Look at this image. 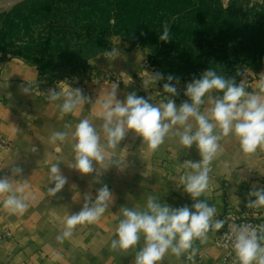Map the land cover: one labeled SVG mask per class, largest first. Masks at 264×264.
Here are the masks:
<instances>
[{
    "label": "crops",
    "instance_id": "1",
    "mask_svg": "<svg viewBox=\"0 0 264 264\" xmlns=\"http://www.w3.org/2000/svg\"><path fill=\"white\" fill-rule=\"evenodd\" d=\"M147 53L145 49L135 48L130 52L119 50L117 57L95 56L94 60L99 61L97 67H91L80 78L52 85L43 83L36 66L21 56L9 54L0 60V140L7 144V147H0V177L14 179V187L27 185L26 193L30 194L28 209L23 214H14L4 208L7 194L0 195V264H134L136 252L144 245L143 237L127 252L111 249L112 240L117 238L115 230L123 218L122 207L145 210L148 196L153 195L158 197V202L173 209L192 208L196 201L184 192L179 181L193 171L183 164L185 161L201 160L195 144L183 149L178 137L168 136L149 156L142 138L129 131L114 150L116 158L125 160L126 167L121 170L112 165L105 170L93 161L97 171L83 175L68 167L74 163L70 138L61 145V154L55 153V145L49 143L53 131H74L75 125L87 118L100 133L101 143L106 144L101 127L103 120L98 115L100 107L94 103L114 84L119 85L116 98L120 101L135 92L139 97L151 98L149 103L156 105L168 99H173L177 107L184 102L190 103L186 90L162 97L155 93L151 83L147 88L140 84L147 78L144 74L147 70L140 66ZM114 78L118 79L117 83L112 82ZM27 85L32 93L24 94L21 86ZM77 88L85 97H90L91 102L73 113L64 114L58 107L63 103V96L57 101L46 99L50 89L66 92ZM253 93L264 95L258 84ZM208 95L210 93L201 105L202 112L211 106L207 102ZM192 123L195 125V121ZM66 124H71L72 128L66 129ZM219 144L220 149L210 165L209 190L199 199H206L210 206L217 208L214 220H225L246 212L248 192L254 187H264V148H258L255 153H243L234 135L224 137ZM56 162L60 163L67 183L52 196L48 188L54 184L48 176L51 164ZM14 167L22 169L19 176L13 175ZM104 185L113 196L106 212L95 223L76 225L71 237L62 243L58 241L57 236L62 235L68 215L81 211L87 194L94 201ZM217 232L209 231L205 243L194 241L193 247L197 249L194 264H231L223 260L222 250L213 243ZM161 264L193 262L188 261L187 253L177 258L169 251Z\"/></svg>",
    "mask_w": 264,
    "mask_h": 264
},
{
    "label": "clouds",
    "instance_id": "2",
    "mask_svg": "<svg viewBox=\"0 0 264 264\" xmlns=\"http://www.w3.org/2000/svg\"><path fill=\"white\" fill-rule=\"evenodd\" d=\"M227 7V4H225ZM159 39L168 42L172 39L171 25L166 20ZM108 55L117 57L119 50L113 48ZM150 80L143 79L145 88L149 83H156L164 79L159 72L150 75ZM131 78V77H130ZM172 75L167 76L168 83L163 84V91L177 94V89L170 82ZM245 82L236 84L233 79H225L213 69L204 71L199 79H194L186 85L185 95L189 102L177 107L173 99L159 105L149 103V99L139 97L135 92L129 93L126 100L116 98L118 84L98 98L99 117L103 120L102 131L107 143H101V135L93 123L85 118L81 119L74 131H53L49 143L55 145L54 152H63L62 144L72 141L74 163L69 168L77 170L83 175L97 171L93 161L100 169H108L112 165L121 170L126 167L125 160L116 158L114 150L131 131L142 138L147 145V155L154 153L168 136L178 137V143L183 149H190L196 145L201 160L185 161L183 164L193 171L180 178L184 192L188 193L196 202L190 209L188 206L173 209L168 204L158 202V197L149 195L146 209L122 207V219L115 230L116 239L111 242L114 251L127 252L135 248L141 237L144 245L135 254L134 264H161L165 254L171 251L177 258L187 253L189 262H193L197 249L194 241L205 243L209 231H219L224 227L225 220L215 219L217 208L210 206L206 199L199 198L209 190V173L211 162L216 157L219 141L226 136L234 135L241 151L246 154L255 153L258 148H264V95L245 91ZM258 88L264 93V73L260 75ZM24 94L32 93L31 88L21 86ZM213 90L223 93L222 96H207L211 105L206 111H201L205 103L206 94ZM64 97L63 103L58 105L64 114L73 113L81 105L91 102L85 97L81 89H71L66 92H56L50 89L46 99L57 101ZM195 121V125L192 123ZM71 129V124L65 125ZM59 142V143H58ZM109 149L113 151H109ZM127 152V149L124 148ZM36 151L35 148L32 149ZM59 162L52 163L48 179L54 187L48 188L55 196L67 183V178L61 174ZM123 165V166H122ZM14 176H19L22 169L14 167ZM99 175V172L97 173ZM10 177H0V195L7 194L3 201L4 208L14 214H23L28 209L29 195L27 185L14 187ZM254 198V199H253ZM113 196L107 185L101 187L95 200L91 195L85 196V204L80 212L68 215L66 227L62 235L57 236L61 243L72 236L73 229L78 224H92L109 208ZM247 208L259 209L264 207V187L253 188L248 192ZM232 248L235 254L233 264H264V225L253 227L251 224L232 225Z\"/></svg>",
    "mask_w": 264,
    "mask_h": 264
},
{
    "label": "trees",
    "instance_id": "3",
    "mask_svg": "<svg viewBox=\"0 0 264 264\" xmlns=\"http://www.w3.org/2000/svg\"><path fill=\"white\" fill-rule=\"evenodd\" d=\"M166 20L172 39L161 45L175 54L200 51L210 43L214 51L245 50L252 61H262L258 58L264 47V0H229L227 7L221 0H21L0 12V51L4 57L14 45V55L21 54L45 76L39 66L58 59V53H66L70 69L73 58L96 54L103 33L121 34L130 45L145 46L155 29L163 31ZM81 28L95 33H86L76 43L73 38ZM155 56L149 54L153 65Z\"/></svg>",
    "mask_w": 264,
    "mask_h": 264
},
{
    "label": "rangeland",
    "instance_id": "4",
    "mask_svg": "<svg viewBox=\"0 0 264 264\" xmlns=\"http://www.w3.org/2000/svg\"><path fill=\"white\" fill-rule=\"evenodd\" d=\"M228 1L229 0H221L224 6L225 4L228 5ZM258 1L260 2L261 0ZM10 5L12 4L0 3V12L7 9ZM247 7L248 6L246 4L245 8ZM112 20V18H109L108 22L112 23ZM90 32L95 33V30H91ZM90 32H88V30L85 31L83 28H81L78 32L75 33L73 40H75L76 43L82 42L86 37V33ZM103 34V44L100 48L97 49L96 54L88 57V59L73 58L74 60L71 62L73 64H70V69H68L67 67L68 58L65 52L58 53L55 57L58 59L54 61L47 60L44 64H41L39 66L40 70L43 75H45L41 76V81H43V83L52 85L62 82H69L74 78H80L85 74V72L89 71L91 67H97L99 61L94 60L95 56H110L108 55V52L113 48H116L120 51L125 50L128 52L132 51L135 48L145 49L148 52L147 57L145 58H147L148 60L150 53L151 55H156L155 57L157 59V63L153 65L150 62L154 67V70L150 71L151 75L157 72L161 73L164 77L163 83H167L165 81L167 80V76L172 75L174 79L170 83L175 86L177 91L179 92H183V90L185 91L186 87L184 86H186L188 83H191L194 79H199L204 71L211 68L218 75L224 76L225 79H233L236 84L244 81L246 83L245 91L253 93L255 87L259 82L260 75L264 73V47L259 48L260 58L258 59H262V61L259 62H257L256 60L252 61V58L247 56L251 53L245 52V50L232 52L229 50L223 51L222 49H215L214 51L213 46L212 44L210 46V43H206L200 51L196 50L194 52L193 48H191V50L185 51V53L181 56L173 53L171 50L168 51L161 45V43L163 42L159 39L161 32L159 33L157 29H155L153 32L154 38L152 39V42H148V45L145 44V46L139 44L130 45L129 42L126 41V38L121 34H114L111 32ZM14 49L16 50L14 45L9 46L7 55L16 54V51ZM201 54H204L206 57L204 59L197 57V55ZM18 56L22 57L21 54H19ZM193 58H200L201 60L196 61L193 60ZM1 59H3V57ZM36 68L39 70L37 66ZM144 74L146 75V73ZM138 75L140 76V74ZM146 77V80H150V77L148 75ZM140 84L143 85V81H140ZM151 85L153 90L156 91L162 89L161 91L163 92V87L160 86L158 82H156L155 84L151 83ZM210 95L219 97L222 96L223 93L213 90ZM242 216L249 219L258 220L262 223V225H264V207H261L259 209L248 208V210L242 213V215H238L237 217L234 216L232 218H226L225 220L241 218Z\"/></svg>",
    "mask_w": 264,
    "mask_h": 264
},
{
    "label": "built area",
    "instance_id": "5",
    "mask_svg": "<svg viewBox=\"0 0 264 264\" xmlns=\"http://www.w3.org/2000/svg\"><path fill=\"white\" fill-rule=\"evenodd\" d=\"M2 58V53L0 51V60ZM141 67L148 72L153 71L154 67L150 63V61L145 58L141 62ZM151 73V72H150ZM113 83H117L118 79L114 78L112 80ZM160 86L163 87V79L160 81H157ZM162 90V89H161ZM161 90H156L155 93L157 95H161L162 97H171L169 94L162 92ZM0 147L4 148L7 147V144L4 140H0ZM241 224H251L253 227L262 225V223L255 219H249L247 217H241V218H233L229 220H225L224 227L221 228L217 234L214 237V245L219 247L223 252V260H229L231 264L234 262L235 254L232 248V233H231V226L232 225H241Z\"/></svg>",
    "mask_w": 264,
    "mask_h": 264
},
{
    "label": "bare ground",
    "instance_id": "6",
    "mask_svg": "<svg viewBox=\"0 0 264 264\" xmlns=\"http://www.w3.org/2000/svg\"><path fill=\"white\" fill-rule=\"evenodd\" d=\"M15 2H17V0H0V3H7V4H13Z\"/></svg>",
    "mask_w": 264,
    "mask_h": 264
},
{
    "label": "water",
    "instance_id": "7",
    "mask_svg": "<svg viewBox=\"0 0 264 264\" xmlns=\"http://www.w3.org/2000/svg\"><path fill=\"white\" fill-rule=\"evenodd\" d=\"M19 1H21V0H19ZM19 1H17V2H19Z\"/></svg>",
    "mask_w": 264,
    "mask_h": 264
}]
</instances>
